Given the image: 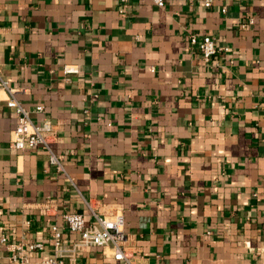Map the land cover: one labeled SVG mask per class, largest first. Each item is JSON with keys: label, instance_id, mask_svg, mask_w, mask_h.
Instances as JSON below:
<instances>
[{"label": "crops", "instance_id": "crops-1", "mask_svg": "<svg viewBox=\"0 0 264 264\" xmlns=\"http://www.w3.org/2000/svg\"><path fill=\"white\" fill-rule=\"evenodd\" d=\"M0 76L71 177L10 146L0 88V264L30 241L27 264H117L66 211H123L134 264H264V0H0Z\"/></svg>", "mask_w": 264, "mask_h": 264}, {"label": "built area", "instance_id": "built-area-1", "mask_svg": "<svg viewBox=\"0 0 264 264\" xmlns=\"http://www.w3.org/2000/svg\"><path fill=\"white\" fill-rule=\"evenodd\" d=\"M121 4L127 3L129 0H117ZM156 5L163 6L164 0H153ZM211 0H205V5H210ZM225 11V8H222ZM252 23L250 18L247 23H242V26ZM190 43L196 46L204 61H209L212 56L217 54L220 50L226 48L220 47L216 44L214 38L209 35L190 37ZM63 71L67 74L77 73L78 67L75 65H65ZM0 88L7 92L5 103L12 108L16 115V125L12 132L10 146L17 150H29L42 148L48 152L50 163L56 165L57 169L62 171L68 179L71 177L67 171L64 170L61 156L57 155L51 148V141L55 134V126L49 119L43 120L41 123H34L29 115V112L24 105L16 98V90L8 86L7 81L0 76ZM43 107L36 106V110L40 111ZM94 219L87 221L85 215L78 211H66L63 213V218L66 221L68 229L77 231L80 234V239L85 243H92L100 246L109 245L113 249V258L117 264H134L130 255L126 252L123 243L126 239V232L124 229V213L123 211H116L112 215H99L93 211ZM52 238L55 247L58 249L61 245L62 231L53 224ZM5 239V237H2ZM11 249H18L17 252L12 253V260L15 264H27L28 258L23 253L24 250H36L43 248L42 241H30L24 245L12 243ZM60 259L56 255H51L34 260L32 264H59Z\"/></svg>", "mask_w": 264, "mask_h": 264}]
</instances>
